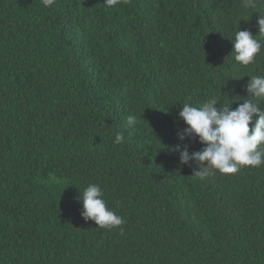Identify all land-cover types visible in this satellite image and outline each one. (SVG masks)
I'll return each instance as SVG.
<instances>
[{
  "label": "trees",
  "instance_id": "16d2710c",
  "mask_svg": "<svg viewBox=\"0 0 264 264\" xmlns=\"http://www.w3.org/2000/svg\"><path fill=\"white\" fill-rule=\"evenodd\" d=\"M260 15L264 0H0V264H264V165L201 180L176 150L203 147L177 136L183 103L230 104L264 75V40L241 67L230 39ZM89 184L121 226L83 219Z\"/></svg>",
  "mask_w": 264,
  "mask_h": 264
},
{
  "label": "clouds",
  "instance_id": "9594fccd",
  "mask_svg": "<svg viewBox=\"0 0 264 264\" xmlns=\"http://www.w3.org/2000/svg\"><path fill=\"white\" fill-rule=\"evenodd\" d=\"M54 2L55 0H43L45 7ZM104 3L106 7L112 8L120 3V0H104ZM242 3L244 8L253 9L257 7L258 0H242ZM257 24V35L238 27L234 38H230L234 60L241 67L254 63L257 54L261 52L264 15L259 16ZM248 77L247 98L236 95L230 99V104L221 105L218 98L213 96L196 106L185 102L179 111V118L186 127L177 132L178 138H198V142L203 145L201 150L191 154L187 145H177L179 162L182 165L196 162L199 168L193 175L201 180L217 171L220 174H235L243 167L264 165V108L260 107L264 102V75ZM241 100L243 102L238 103L237 107H232L234 101ZM138 122L134 115L127 117V124L131 127H135ZM123 139L122 134H117L114 143L120 144ZM78 199L82 202L83 219L94 221L98 228L110 229L124 223L121 216L107 208L103 190L98 184H89Z\"/></svg>",
  "mask_w": 264,
  "mask_h": 264
}]
</instances>
